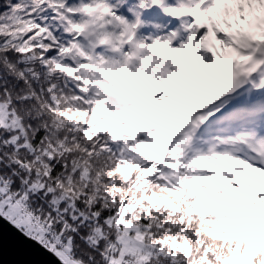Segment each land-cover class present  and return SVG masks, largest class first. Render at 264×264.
<instances>
[{"label":"snow or ice","instance_id":"6c2138e0","mask_svg":"<svg viewBox=\"0 0 264 264\" xmlns=\"http://www.w3.org/2000/svg\"><path fill=\"white\" fill-rule=\"evenodd\" d=\"M126 2L0 0L3 254L264 264V0Z\"/></svg>","mask_w":264,"mask_h":264},{"label":"water","instance_id":"95a60500","mask_svg":"<svg viewBox=\"0 0 264 264\" xmlns=\"http://www.w3.org/2000/svg\"><path fill=\"white\" fill-rule=\"evenodd\" d=\"M6 226L5 221L0 219V229H3ZM8 231L6 230L5 236L7 238ZM14 259L10 251L5 248L4 254H3V247L2 244H0V264H11V261Z\"/></svg>","mask_w":264,"mask_h":264},{"label":"rangeland","instance_id":"374dc122","mask_svg":"<svg viewBox=\"0 0 264 264\" xmlns=\"http://www.w3.org/2000/svg\"><path fill=\"white\" fill-rule=\"evenodd\" d=\"M123 14L129 19V20H132L130 17H128V12H123ZM147 32V29H142L141 33H146Z\"/></svg>","mask_w":264,"mask_h":264},{"label":"bare ground","instance_id":"6f19581e","mask_svg":"<svg viewBox=\"0 0 264 264\" xmlns=\"http://www.w3.org/2000/svg\"><path fill=\"white\" fill-rule=\"evenodd\" d=\"M127 5H129V6H131L129 3L128 4H126L123 8H121L122 10H126V7H127ZM129 15V17H131L132 19H133V17L131 16V14H128ZM142 16V15H141ZM158 23H161L162 21L161 20H158L157 21Z\"/></svg>","mask_w":264,"mask_h":264}]
</instances>
